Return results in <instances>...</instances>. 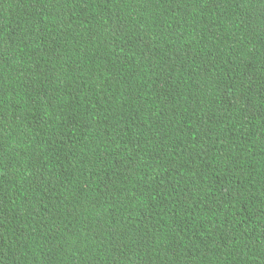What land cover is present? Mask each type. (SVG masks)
<instances>
[{
	"label": "trees",
	"instance_id": "1",
	"mask_svg": "<svg viewBox=\"0 0 264 264\" xmlns=\"http://www.w3.org/2000/svg\"><path fill=\"white\" fill-rule=\"evenodd\" d=\"M0 264H264V0H0Z\"/></svg>",
	"mask_w": 264,
	"mask_h": 264
}]
</instances>
